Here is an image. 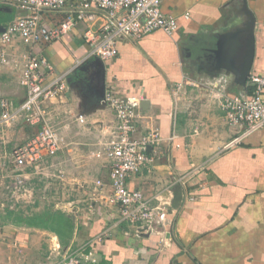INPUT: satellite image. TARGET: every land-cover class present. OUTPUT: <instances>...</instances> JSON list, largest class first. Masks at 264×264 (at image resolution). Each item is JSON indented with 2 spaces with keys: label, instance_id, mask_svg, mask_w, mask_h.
I'll return each mask as SVG.
<instances>
[{
  "label": "crops",
  "instance_id": "obj_1",
  "mask_svg": "<svg viewBox=\"0 0 264 264\" xmlns=\"http://www.w3.org/2000/svg\"><path fill=\"white\" fill-rule=\"evenodd\" d=\"M243 3L255 19L254 53L247 81L240 85L234 61L228 60L233 55L228 38L244 27ZM161 10L177 18L173 36L154 31L140 39H118L117 55L98 62L104 68L105 93L142 96L136 136L150 125L158 129L161 141L152 149L153 163L131 174L126 187L140 191L149 206L168 205L171 225L163 236L145 232L106 201L110 163L90 152L115 119L101 100L99 66L89 56L84 25L76 23L52 42L10 46L17 54L47 59L53 73L44 83L63 78L65 99L50 107L66 146L41 157V173L24 168L33 197L30 204L11 208L4 186L14 168L12 150L27 143L40 125L20 120L0 131V217L5 211L50 208L65 213L74 225L71 239L62 245L54 233L1 218L0 244L11 252L21 248L35 264H53L75 251L87 257L86 264H264V130L230 144L240 129L228 124L209 88L221 80L226 94L239 95L252 90V76L264 77V0H163ZM24 14L12 0H0V26ZM67 15L66 10L43 11L40 22L55 26ZM183 76L200 86L185 87L174 96ZM26 96L12 67L0 65V99L18 107ZM70 111L83 114L85 124L68 117ZM97 180L102 186L95 185ZM179 191L182 201L174 208L173 194ZM55 244L59 256H52Z\"/></svg>",
  "mask_w": 264,
  "mask_h": 264
},
{
  "label": "built area",
  "instance_id": "obj_2",
  "mask_svg": "<svg viewBox=\"0 0 264 264\" xmlns=\"http://www.w3.org/2000/svg\"><path fill=\"white\" fill-rule=\"evenodd\" d=\"M163 0H12L15 7L26 12L5 26L0 34V65H9L17 73L19 85L27 93L25 100L14 107L0 99V131L17 122L39 124L36 134L25 144L15 146L11 156L14 163L10 182L4 186L6 203L14 208L31 203L34 188L24 172L32 167L41 173L40 160L43 155L53 156L66 146L63 129L54 125L55 109L50 105L62 103L66 86L63 78L56 76L44 83L45 76L53 73L52 65L44 57L17 54L11 45L20 41L24 46L49 43L68 34L76 23L84 25L83 39L89 48V56L101 61L117 55V41L121 38L140 39L154 31L173 36L178 28L177 18L161 10ZM68 15L55 26L40 22L43 11H63ZM188 13L184 14L187 19ZM253 88L249 93L229 95L224 84L217 80L210 90L217 97L218 106L224 111L228 124L240 129L239 135L230 144L238 143L252 134L264 130V77L250 78ZM200 82L183 76L176 84L174 96L185 87H199ZM142 96L122 97L112 91L105 93L103 102L113 112L115 125L107 135H101L98 148L90 157L106 158L110 163V194L106 201L119 208L121 218L131 225L149 233L163 236L172 223L168 205L159 203L149 206L140 191H130L126 179L141 169H149L153 163V147L161 141L154 125L139 134L141 114L139 107ZM78 125H84L83 114L68 112ZM150 150V151H148ZM184 182H181L183 184ZM97 187L102 186L99 180ZM55 244L52 256H59ZM85 255L79 251L69 252L53 264H86ZM87 258V257H86Z\"/></svg>",
  "mask_w": 264,
  "mask_h": 264
},
{
  "label": "water",
  "instance_id": "obj_3",
  "mask_svg": "<svg viewBox=\"0 0 264 264\" xmlns=\"http://www.w3.org/2000/svg\"><path fill=\"white\" fill-rule=\"evenodd\" d=\"M244 4V13L246 15V22L242 29H237V31L232 32L231 36L228 38V42L231 46L232 56L228 60L234 61V66L232 69L236 75V82L240 85H245L247 78L249 76L251 63L253 59L254 53V24L255 19L249 9L247 8L246 4ZM5 27L0 26V32L4 31ZM97 65L99 69L97 71L99 79H98V86L100 88L101 100L104 98V68L100 61L96 58ZM99 61V62H98ZM175 197L176 205H171L174 208L178 206L182 201L181 192H177L173 194Z\"/></svg>",
  "mask_w": 264,
  "mask_h": 264
},
{
  "label": "trees",
  "instance_id": "obj_4",
  "mask_svg": "<svg viewBox=\"0 0 264 264\" xmlns=\"http://www.w3.org/2000/svg\"><path fill=\"white\" fill-rule=\"evenodd\" d=\"M26 213V212H25ZM5 211L1 218L16 225L28 228H39L54 233L62 245H66L72 237L74 225L71 219L59 210L46 208L40 212ZM3 216V217H2Z\"/></svg>",
  "mask_w": 264,
  "mask_h": 264
},
{
  "label": "rangeland",
  "instance_id": "obj_5",
  "mask_svg": "<svg viewBox=\"0 0 264 264\" xmlns=\"http://www.w3.org/2000/svg\"><path fill=\"white\" fill-rule=\"evenodd\" d=\"M8 254L11 258L9 257L8 261H6L5 258ZM0 259V264H35L33 257L27 255L26 252L22 253L21 248L19 250L14 248L11 252L10 247L5 244H0Z\"/></svg>",
  "mask_w": 264,
  "mask_h": 264
}]
</instances>
